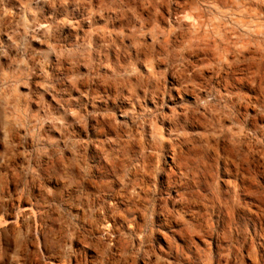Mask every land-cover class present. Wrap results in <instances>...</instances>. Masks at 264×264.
<instances>
[{
	"label": "rangeland",
	"instance_id": "obj_1",
	"mask_svg": "<svg viewBox=\"0 0 264 264\" xmlns=\"http://www.w3.org/2000/svg\"><path fill=\"white\" fill-rule=\"evenodd\" d=\"M0 264H264V0H0Z\"/></svg>",
	"mask_w": 264,
	"mask_h": 264
}]
</instances>
